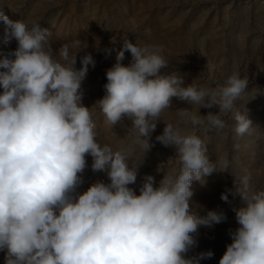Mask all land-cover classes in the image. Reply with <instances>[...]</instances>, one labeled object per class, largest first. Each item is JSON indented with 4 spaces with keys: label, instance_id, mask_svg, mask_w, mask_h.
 <instances>
[{
    "label": "clouds",
    "instance_id": "9594fccd",
    "mask_svg": "<svg viewBox=\"0 0 264 264\" xmlns=\"http://www.w3.org/2000/svg\"><path fill=\"white\" fill-rule=\"evenodd\" d=\"M6 38L17 47L0 55V251L5 264H200L214 254H186L197 246L199 227H212L225 214L190 209L193 181L202 184L217 170L207 148L195 133L165 123L156 140L179 156L176 175H163L158 186L146 175L139 194L135 184L140 163L130 165L131 154L101 145L96 138L92 107L83 104L82 81L89 66L85 52L77 68V53L88 48L75 41L58 54L46 47L49 30L39 23L11 20L0 12ZM75 49V51L73 50ZM125 52L130 63L121 61ZM157 46L125 40L116 63L106 70L105 95L97 105L115 127L125 117L137 132L135 143L146 154L151 133L161 113L176 97L199 106L177 109L181 121L193 127L205 123L216 129L233 111L248 86V78L234 70L214 88L182 86V78L164 73L168 62ZM93 105V106H94ZM200 108H216L200 114ZM235 133L252 126L247 114L233 113ZM92 157L91 169L106 172L110 182L97 181L78 193L81 174ZM227 168V164H225ZM233 187L221 193L239 198L233 209L239 225L219 264H264V189L254 191L247 172L233 175Z\"/></svg>",
    "mask_w": 264,
    "mask_h": 264
},
{
    "label": "rangeland",
    "instance_id": "374dc122",
    "mask_svg": "<svg viewBox=\"0 0 264 264\" xmlns=\"http://www.w3.org/2000/svg\"><path fill=\"white\" fill-rule=\"evenodd\" d=\"M0 12L13 21L23 20L29 26L36 22L47 28L50 35L46 47L54 53L58 54L63 44L71 46L77 40L87 44V49L77 53L76 67H81L85 52L91 53L95 66H89L82 81V102L92 107L97 141L114 151L129 152L130 165L140 163L136 182L129 185L136 194L146 175H152L158 186L163 175H176L182 167L175 150L156 140L165 123L179 126L186 134L195 132L202 139L217 170L226 171L214 172L203 184L193 181L190 209L201 216L207 210L220 211L226 219L212 227H199L193 234L197 246L186 258L211 250L214 255L200 264H219L232 242L229 232L239 226L233 209L240 206L238 197L229 194L225 202L221 193L233 187V175L245 172L251 176L254 191L264 189V0H0ZM129 39L162 49L168 62L162 72H174L182 78V86L214 88L224 84L234 70L247 77L248 86L233 111L222 117L226 126L218 130L207 123L196 127L183 124L177 109L188 108L196 115L199 106L172 97L171 108L161 113V121L151 133L153 146L146 154L135 143L137 132L129 118L111 127L94 104L105 95L106 70L116 63L122 43ZM16 47L17 41L6 38V27L0 21V55ZM130 61L131 54L125 52L121 63L127 66ZM217 110L199 111L206 115ZM237 110L252 122L243 136L234 131L233 113ZM86 159L88 167L81 174L78 193L97 181L110 182L106 172L91 169L90 155ZM5 254L0 251V264H5Z\"/></svg>",
    "mask_w": 264,
    "mask_h": 264
}]
</instances>
